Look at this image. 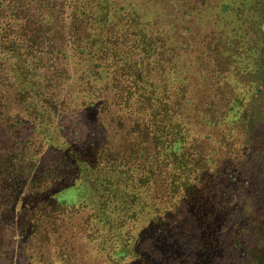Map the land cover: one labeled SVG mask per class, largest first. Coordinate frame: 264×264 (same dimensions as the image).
<instances>
[{
	"label": "trees",
	"instance_id": "obj_1",
	"mask_svg": "<svg viewBox=\"0 0 264 264\" xmlns=\"http://www.w3.org/2000/svg\"><path fill=\"white\" fill-rule=\"evenodd\" d=\"M162 1L210 23L203 68ZM73 112L111 137L74 138ZM245 160L264 163V0H0V264L79 213L108 264H264V177L253 218L215 184L246 187Z\"/></svg>",
	"mask_w": 264,
	"mask_h": 264
},
{
	"label": "rangeland",
	"instance_id": "obj_2",
	"mask_svg": "<svg viewBox=\"0 0 264 264\" xmlns=\"http://www.w3.org/2000/svg\"><path fill=\"white\" fill-rule=\"evenodd\" d=\"M196 3L197 2L189 1L186 3L178 2L177 7L174 8L171 2L170 5L162 1V4L159 6L161 7L160 12L163 13V16L164 13L167 12L168 17H170L169 20L177 22L175 26L172 24L169 27L172 34L168 38L173 41L176 44V47L181 51L180 54L184 56V59L182 60L184 61V64H189L191 57L196 55L198 56L197 62L200 67L203 68V63L205 61L203 51L208 47L210 42L216 41L213 40L214 34L210 33L211 25L205 17L199 18L195 15L191 20L190 16L186 14L183 15L186 8ZM215 56L217 55H212V58H216ZM188 81L191 83L202 81V85L206 88L208 87L206 80L197 77L195 74H192ZM212 92L211 87L206 89V99L213 98L212 96L214 93ZM220 108L221 105H217L218 111L222 110ZM73 114L74 115L67 121V125L69 126L67 129L75 134L73 136L74 138L80 137L88 139L85 135L90 131H96L99 137H111L110 129L109 131H106L105 127L102 125L104 130H100L96 128L95 121L89 117L84 116L81 113L77 115L73 112ZM16 128H19V126L6 128L4 136L8 146H13L14 141H17L16 138L18 137V134L14 131ZM28 133L29 132L26 130L23 135L28 137ZM36 139L37 138H35V140ZM37 142H39V140H37ZM44 149L45 148H42V151ZM51 158L52 156H50L49 160ZM43 159L47 160V153H41L40 160ZM240 163L241 161L235 163L233 168L229 167V170L235 172V176H247L249 179H247L248 185L246 187H241V185L239 187L238 184L230 187L221 182V178L217 179L215 184L218 189L229 190L228 198L233 199L236 197L239 199L242 210L246 211L250 218L258 217V215H256V210L253 208V205L250 204V201L254 202L253 196L257 195V191L261 188V178L264 177V163L262 166H259L258 161H256L253 167L249 166L250 168H247V160L243 161L242 164ZM235 173L232 175L234 176ZM78 194V191H69L68 197L73 200L76 199ZM82 217H84V214L79 213L73 215L66 223H58V228H61L55 233L51 242H46L42 245H35L31 238H27V241L25 242L14 243L4 264H108L102 256L97 255L95 250L90 248L86 241L81 220ZM125 250L127 253H124L123 260H120L119 264H151V262L149 263L147 260H142V262H140L136 261L133 257L126 258L129 254H135V252H131L128 249Z\"/></svg>",
	"mask_w": 264,
	"mask_h": 264
}]
</instances>
